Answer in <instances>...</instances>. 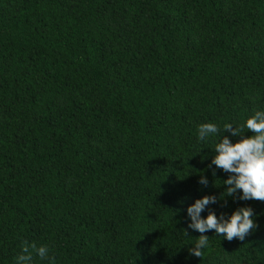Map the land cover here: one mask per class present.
Here are the masks:
<instances>
[{
	"label": "trees",
	"instance_id": "1",
	"mask_svg": "<svg viewBox=\"0 0 264 264\" xmlns=\"http://www.w3.org/2000/svg\"><path fill=\"white\" fill-rule=\"evenodd\" d=\"M256 111L264 0H0V264L25 241L54 264H264V202L226 196L222 132L197 131ZM206 195L202 218L251 207L257 227L205 232L201 259Z\"/></svg>",
	"mask_w": 264,
	"mask_h": 264
},
{
	"label": "clouds",
	"instance_id": "2",
	"mask_svg": "<svg viewBox=\"0 0 264 264\" xmlns=\"http://www.w3.org/2000/svg\"><path fill=\"white\" fill-rule=\"evenodd\" d=\"M197 131L198 139L201 141L222 132L221 140L215 144V155L211 164L229 174L223 181V184L227 185L226 196H234L239 191L242 193L238 197L240 200L264 202V111H256L238 127H234L232 123H225L221 129L215 123H202ZM225 132L233 137L239 136L240 139L233 143L228 136L223 135ZM247 132H251L252 135H245ZM198 183L206 186L207 178L201 176ZM214 203H217V197L206 195L196 199L187 208L191 220L188 228L201 233L195 246L189 249V254L201 259L204 255L202 250L209 243V237L204 235L205 232L214 230L218 236H223L229 242L233 239L243 241L257 227L253 220L254 210L251 207H240L227 219L223 213L218 218L212 210L208 211L206 218H202L201 212ZM184 232L187 234L186 230ZM34 255L41 260H48L49 264H54L55 257L50 255L48 246H37L36 243L27 241L21 245V253L16 257V264H32Z\"/></svg>",
	"mask_w": 264,
	"mask_h": 264
}]
</instances>
